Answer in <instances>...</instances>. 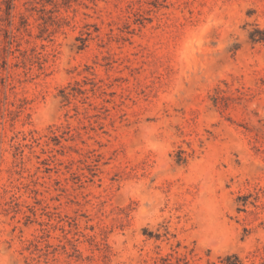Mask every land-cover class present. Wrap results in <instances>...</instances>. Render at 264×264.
I'll return each mask as SVG.
<instances>
[{
    "label": "rangeland",
    "instance_id": "obj_1",
    "mask_svg": "<svg viewBox=\"0 0 264 264\" xmlns=\"http://www.w3.org/2000/svg\"><path fill=\"white\" fill-rule=\"evenodd\" d=\"M0 264H264V0H0Z\"/></svg>",
    "mask_w": 264,
    "mask_h": 264
}]
</instances>
